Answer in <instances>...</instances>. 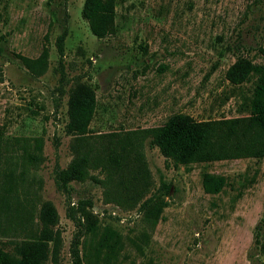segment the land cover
Instances as JSON below:
<instances>
[{"label": "rangeland", "instance_id": "1", "mask_svg": "<svg viewBox=\"0 0 264 264\" xmlns=\"http://www.w3.org/2000/svg\"><path fill=\"white\" fill-rule=\"evenodd\" d=\"M83 2L0 0V184L11 180L0 194L12 209L30 207L33 224L41 205L54 206L62 239L55 264H75L74 250L81 264H264V157L175 164L143 134L152 185L131 209L106 203L91 180L62 190L55 174L72 159L65 125L79 84L95 93L93 135L155 128L178 112L195 120L249 115L256 75L233 84L226 71L241 58L264 65V0H117L116 33L105 38L91 33ZM44 49L46 69L34 75L20 56ZM205 173L224 177L220 192L204 191ZM158 197L155 219L149 208ZM82 207L97 220L88 235L69 216L79 218ZM14 221L0 212L2 251L15 252L25 236Z\"/></svg>", "mask_w": 264, "mask_h": 264}, {"label": "trees", "instance_id": "2", "mask_svg": "<svg viewBox=\"0 0 264 264\" xmlns=\"http://www.w3.org/2000/svg\"><path fill=\"white\" fill-rule=\"evenodd\" d=\"M116 3L117 0H84L81 16L97 38L116 33ZM63 39L64 35L57 39L60 55L63 54ZM20 59L32 74L40 75L47 66V49L37 58L20 56ZM253 74L257 79L249 115L195 120L186 113L178 112L155 128L99 135L89 132L96 108L95 93L86 84L77 85L69 92L68 120L65 125L66 134L73 139L72 159L66 167L56 169L57 185L62 190H67L72 181L91 180L103 188V200L106 203H114L123 209L135 207L150 192L152 185L151 174L142 151L143 134H150L151 144L175 164L264 157V65L241 58L226 71L227 79L233 84H242ZM34 148L37 151L41 149L39 140H36ZM35 154L28 153L24 157L33 160L36 158ZM0 185L9 191L11 180L6 185L7 188L4 187V182ZM224 185L223 176L211 173L203 175L202 186L207 193L216 194ZM6 196L0 194V212L10 213L15 221L9 226L18 231L19 235L25 236L15 241V252L0 250V264L57 263L62 239L56 228L57 212L54 206L48 203L41 205L37 220L33 224L35 219L32 209L27 205L21 207L20 204L12 209ZM163 206L164 200L156 198L150 205V214L156 219ZM79 212V218L74 214L69 216L82 228L83 235H88L96 229L97 220L84 207ZM254 239L257 241V238ZM110 241V236H104L101 246L107 247L112 254L115 251ZM261 251L264 253V244L261 245ZM73 253L75 264H81L78 251L74 250Z\"/></svg>", "mask_w": 264, "mask_h": 264}]
</instances>
